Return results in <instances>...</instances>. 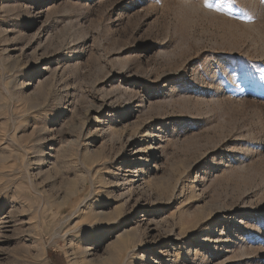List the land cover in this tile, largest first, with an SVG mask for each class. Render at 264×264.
I'll return each mask as SVG.
<instances>
[{"label": "rangeland", "instance_id": "1", "mask_svg": "<svg viewBox=\"0 0 264 264\" xmlns=\"http://www.w3.org/2000/svg\"><path fill=\"white\" fill-rule=\"evenodd\" d=\"M91 206L127 264H264V0H0V264H117Z\"/></svg>", "mask_w": 264, "mask_h": 264}, {"label": "bare ground", "instance_id": "2", "mask_svg": "<svg viewBox=\"0 0 264 264\" xmlns=\"http://www.w3.org/2000/svg\"><path fill=\"white\" fill-rule=\"evenodd\" d=\"M145 172H146V170L144 171V173ZM91 188H92V186H91ZM67 195L68 194L66 192V197H67ZM122 197H124V196H122ZM89 199L93 201V206H95V205L98 206L100 204L99 198L98 199L95 198V195L92 194L90 197H87V196L81 197V202L79 204V208L83 203H85ZM93 206H91V209H89L87 217L86 218L84 217L86 219V220L84 219L85 222L80 225L81 226L80 228H78V229H80L79 232L81 233V235H83V237H85L83 242L90 241V238L87 236L89 234L88 231L91 232V231H97V229L100 230V229L107 228V231H109V232L112 231L114 234H117V232L120 229H122L123 231H122V233H120L119 237L117 238V243H116V244H118L117 252L119 254V256H117V258H118L117 264H127L129 259L132 258V256L134 255V253L136 251V245L138 244V241L136 238L137 232L134 231V233H131V232L126 231V229H125V227H126L125 218L126 217H124L123 215H121V216L119 215L121 213V211H118L120 213L117 214L116 218L114 219L113 217H109V216L105 215L100 210L98 211L97 209H93ZM122 213H124V212H122ZM97 227H99V228H97ZM91 235H92V233H91ZM81 251H82L81 255L83 256V260L87 261L88 260L87 257L89 256V253L91 254V248L89 249L88 247L85 246L82 248ZM88 262L91 263L92 260H89ZM178 263H180V262H178Z\"/></svg>", "mask_w": 264, "mask_h": 264}]
</instances>
